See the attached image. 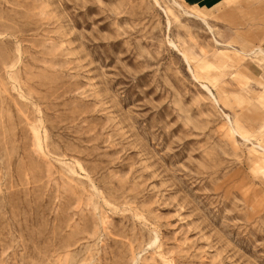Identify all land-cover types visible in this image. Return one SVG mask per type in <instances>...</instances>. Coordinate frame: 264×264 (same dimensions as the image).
<instances>
[{
  "label": "rangeland",
  "instance_id": "374dc122",
  "mask_svg": "<svg viewBox=\"0 0 264 264\" xmlns=\"http://www.w3.org/2000/svg\"><path fill=\"white\" fill-rule=\"evenodd\" d=\"M261 51L264 0H0V264H264Z\"/></svg>",
  "mask_w": 264,
  "mask_h": 264
},
{
  "label": "crops",
  "instance_id": "0c3cea01",
  "mask_svg": "<svg viewBox=\"0 0 264 264\" xmlns=\"http://www.w3.org/2000/svg\"><path fill=\"white\" fill-rule=\"evenodd\" d=\"M188 1H190L191 3H194V4H196L198 6V5L202 4V3H208V2H210L212 0H188ZM198 10L202 11V13L204 15V17L202 16V18L206 19V13L203 12V10H206V8L200 7Z\"/></svg>",
  "mask_w": 264,
  "mask_h": 264
},
{
  "label": "bare ground",
  "instance_id": "6f19581e",
  "mask_svg": "<svg viewBox=\"0 0 264 264\" xmlns=\"http://www.w3.org/2000/svg\"><path fill=\"white\" fill-rule=\"evenodd\" d=\"M176 3V2H175ZM178 3V2H177ZM180 6V5H179ZM189 14V13H188ZM192 15H194V14H192ZM202 21H203V23H205L207 26H208V28H209V30L210 31H212V27L209 25V23L205 20V19H203L202 18ZM215 41L217 42V43H220V42H218V40H216L215 39ZM172 45H174L175 47H176V45L175 44H173L172 43ZM260 52V51H259ZM261 53H263L264 54V52L263 51H261ZM251 55V54H250ZM187 59V58H186ZM204 86V88H206L208 91H209V93L212 95V96H214L213 95V93L211 92V90L206 86V85H203ZM214 98V97H213ZM216 103H217V100H216ZM227 117H228V115H227Z\"/></svg>",
  "mask_w": 264,
  "mask_h": 264
}]
</instances>
